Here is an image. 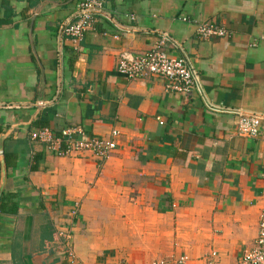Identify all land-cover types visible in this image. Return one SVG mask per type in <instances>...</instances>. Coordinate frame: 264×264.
<instances>
[{
	"label": "crops",
	"instance_id": "1",
	"mask_svg": "<svg viewBox=\"0 0 264 264\" xmlns=\"http://www.w3.org/2000/svg\"><path fill=\"white\" fill-rule=\"evenodd\" d=\"M81 1L0 0V264H70L67 225L77 264H235L264 212V0H110L82 40L60 41ZM198 22L231 35L200 40ZM162 35L201 91L116 72ZM239 112L262 117L256 138L235 134ZM71 127L117 130V147L100 162L31 139Z\"/></svg>",
	"mask_w": 264,
	"mask_h": 264
},
{
	"label": "built area",
	"instance_id": "2",
	"mask_svg": "<svg viewBox=\"0 0 264 264\" xmlns=\"http://www.w3.org/2000/svg\"><path fill=\"white\" fill-rule=\"evenodd\" d=\"M110 0H83L73 15L58 28L59 40L69 39L78 42L83 39L90 28L94 16L103 11L104 5ZM187 22V19H182ZM195 34L200 40L211 38H229L231 33L224 27L211 22L196 23ZM167 37L161 39L148 52L141 55L122 53L116 63L118 74L130 81L156 78L163 81L164 91L187 96L194 89L201 91L198 73L186 57L175 58L166 51ZM44 106L45 103H39ZM260 116L239 112L235 122V134L243 138H256L260 133ZM159 120V119H158ZM119 132L112 130L107 137L87 135L81 128H66L56 135L51 129L37 130L31 139L39 143L56 157H69L87 153L98 161H106L117 147ZM79 205L74 204L71 217H75ZM72 227L62 226L57 231L61 245L65 247L66 257L70 264L75 262L71 247ZM254 248L244 252L235 264H264V212L258 218V233ZM216 254L211 253L204 258L203 264H215ZM188 257L181 255L169 260H160L151 264H187Z\"/></svg>",
	"mask_w": 264,
	"mask_h": 264
},
{
	"label": "trees",
	"instance_id": "3",
	"mask_svg": "<svg viewBox=\"0 0 264 264\" xmlns=\"http://www.w3.org/2000/svg\"><path fill=\"white\" fill-rule=\"evenodd\" d=\"M57 135H59V134H57Z\"/></svg>",
	"mask_w": 264,
	"mask_h": 264
}]
</instances>
